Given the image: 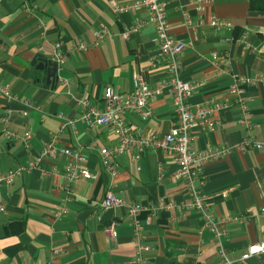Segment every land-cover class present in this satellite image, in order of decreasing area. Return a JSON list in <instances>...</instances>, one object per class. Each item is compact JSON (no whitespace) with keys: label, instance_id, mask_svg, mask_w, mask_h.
<instances>
[{"label":"crops","instance_id":"1","mask_svg":"<svg viewBox=\"0 0 264 264\" xmlns=\"http://www.w3.org/2000/svg\"><path fill=\"white\" fill-rule=\"evenodd\" d=\"M132 1L32 0L33 10L20 0L0 4V87L9 92L0 89V172L25 168L11 185L0 188V206L5 208L0 213V264H137L126 209L102 206L109 191L149 208L140 215L151 246L147 264H218L212 232L204 228L199 211L187 208L190 195L174 178L175 154L152 147L138 162L129 153L116 155L112 161L118 171L113 175L104 168L100 150L119 145L118 136L110 126L89 127L81 120L88 106H104L108 86L127 93L143 79L155 89L167 77L152 24L132 31L130 38L122 35L145 13L118 12L112 2ZM167 14L170 32L187 44L182 77L198 84L191 104L226 102L210 115L219 122L215 129L199 125L192 135L197 152L230 148L226 156L204 166V191L213 195L229 190L228 197L211 199L210 208L217 220L232 218L224 244L229 257L239 260L250 244L264 242V150L238 148L246 138L264 143V83L241 85L251 129L242 123L231 87L241 76L264 78V0H210L200 7L196 0H173ZM214 18L232 27L213 28ZM103 29L107 33L100 45L74 49L95 42V32ZM57 42L65 57L59 79L46 87L45 72L36 66L55 62ZM148 107L147 119L127 112L126 123L139 126L143 135L163 136L176 120L172 94L164 89L149 99ZM27 130L31 138L26 143ZM6 132H15L18 138H7ZM53 134H59L60 146L84 154L93 179L68 184L65 170L70 157L39 159ZM160 203L175 206L157 211L146 224L147 215ZM63 206L68 212L55 216ZM114 222L115 238L106 231ZM240 264H264V252Z\"/></svg>","mask_w":264,"mask_h":264},{"label":"built area","instance_id":"2","mask_svg":"<svg viewBox=\"0 0 264 264\" xmlns=\"http://www.w3.org/2000/svg\"><path fill=\"white\" fill-rule=\"evenodd\" d=\"M5 0H0V4ZM27 10H33L32 0H20ZM173 0H133L128 4L119 5L112 2L113 8L118 12H130L132 14H141L137 18L135 27L128 29L122 33L123 37L130 38L132 31L138 30L148 24H152L157 33L159 49L161 57L167 63V77L162 81L158 88L152 89L143 79L138 80L132 91L127 93L117 92L113 86H108L104 94V106L102 108L87 107L81 116V120L89 127L110 126L119 138V145L111 148H102L101 161L105 169L109 170L113 175L117 174L118 164L112 161L116 155L129 153L133 161L138 162L146 150L152 147L169 149L175 154V160L178 169L174 173V178L185 184L190 202L186 204L187 208L199 211L204 218V228L213 234L214 242L217 246L218 264H240L248 260L250 257L264 252V242L252 243L248 246L247 251L239 260H233L229 257L224 244V237L228 232V224L232 220L231 217L225 216L217 220L210 208V201L216 196L226 198L229 190L209 195L204 191L206 179L203 175V168L207 163L226 156L230 148L209 147L204 151L197 152L193 145V128L196 126H207L215 129L219 122L212 120L210 115L213 111L226 106V102L221 100H212L193 106L190 102L191 97L195 93L198 84L183 79V62L182 55L187 44L176 38L169 30L167 6ZM210 0H196V4L200 7ZM186 20L190 23L187 15ZM213 28H231L230 22L214 18L211 21ZM107 31L97 30L95 32L96 41L91 44L80 43L75 45L76 50H86L90 46L100 45ZM61 43H55V62L57 68L61 67L65 55L61 52ZM255 82L264 83V78L259 75L252 77L241 76L238 82L231 87V93L237 97L236 102L242 114V123L251 129L252 121L250 119V111L246 98L243 95L241 85L251 84ZM0 89L9 94L7 87L1 86ZM168 89L172 94L173 107L176 116L175 123L169 132L163 136L143 135L141 128L136 126L132 128L125 119L124 114L135 113L147 119L151 115V109L148 107L149 99L156 94ZM73 121H68L66 124ZM64 124L62 127H64ZM7 138L17 139L15 132H6ZM25 142L31 138V130H27L23 136ZM59 134H53L50 140L45 144L40 152L39 159L45 157H56L58 155H66L70 157V161L66 166L65 179L71 184L79 179H93L95 176L87 166V159L81 151H73L68 147L59 145ZM242 151L264 150V143L246 138L238 145ZM35 163H31L30 167H34ZM25 168L19 166L7 172H0V188L4 185H11L19 176L23 174ZM102 206L104 208L122 207L126 209L131 225L133 228L134 239L137 244L135 262L137 264H147L148 258L146 253L151 249L144 234L145 225L140 220L143 211L148 210L142 205L128 202L125 199L117 197L112 191L107 192L103 199ZM175 205L172 203L157 204L149 215L146 217V224L153 221V215L162 209H172ZM5 210L4 206H0V213ZM264 212V209L261 210ZM68 212L66 206L56 210L55 216L61 217ZM107 234L111 237H117V223H112L107 229Z\"/></svg>","mask_w":264,"mask_h":264},{"label":"water","instance_id":"3","mask_svg":"<svg viewBox=\"0 0 264 264\" xmlns=\"http://www.w3.org/2000/svg\"><path fill=\"white\" fill-rule=\"evenodd\" d=\"M35 61L33 63H35ZM36 67L37 69L45 72V78L43 79V83L46 84V87L51 86L52 83L56 82L59 79V76L57 74L58 68L56 62L41 61L37 64Z\"/></svg>","mask_w":264,"mask_h":264}]
</instances>
